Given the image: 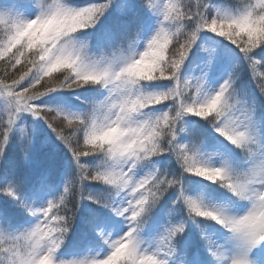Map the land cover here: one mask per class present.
<instances>
[{
	"label": "snow or ice",
	"instance_id": "obj_1",
	"mask_svg": "<svg viewBox=\"0 0 264 264\" xmlns=\"http://www.w3.org/2000/svg\"><path fill=\"white\" fill-rule=\"evenodd\" d=\"M0 264H264V0H0Z\"/></svg>",
	"mask_w": 264,
	"mask_h": 264
}]
</instances>
